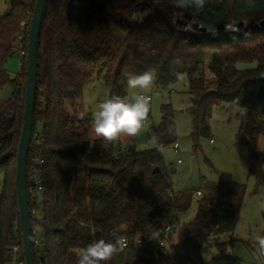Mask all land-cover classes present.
I'll list each match as a JSON object with an SVG mask.
<instances>
[{
  "label": "trees",
  "instance_id": "16d2710c",
  "mask_svg": "<svg viewBox=\"0 0 264 264\" xmlns=\"http://www.w3.org/2000/svg\"><path fill=\"white\" fill-rule=\"evenodd\" d=\"M37 0H10L0 16V86L18 83L17 94L0 104V264L25 260L16 187L17 153L25 113L27 76L11 78L6 60L17 54L16 36ZM220 28L236 20L264 18V0H206L202 9L178 8L175 0H50L43 18L28 188L35 264H76L77 252L98 240L127 238L108 264H205L204 252L224 250L240 220L246 185L201 181L195 216L192 192L175 193L162 150L177 142L175 111L161 106L157 146L115 150L91 137L92 114L80 107L84 89L103 77L111 95L128 97L126 79L146 70L157 87L186 75L191 96L193 147L211 136L213 109L237 111V140L249 152V174L264 189V29L230 38L178 30L174 15ZM29 39V35L26 38ZM256 63L253 67L240 64ZM27 65V58L25 59ZM238 98V105L233 102ZM238 107L246 108L241 115ZM85 112L78 119V112ZM41 157L43 189L31 188L30 159ZM159 171H155V168ZM36 210V212H33ZM167 227H171L166 231ZM176 235L178 237H176ZM176 237V238H175ZM140 238L142 247L136 249ZM172 241L173 252L161 246ZM20 251L15 253L13 247ZM264 264V263H263Z\"/></svg>",
  "mask_w": 264,
  "mask_h": 264
},
{
  "label": "rangeland",
  "instance_id": "374dc122",
  "mask_svg": "<svg viewBox=\"0 0 264 264\" xmlns=\"http://www.w3.org/2000/svg\"><path fill=\"white\" fill-rule=\"evenodd\" d=\"M10 0H0V16L8 11ZM186 17L174 15V26L184 32L214 38L204 34L200 30L193 29V23H188ZM263 26L254 32L257 34L264 29ZM212 28V27H211ZM230 33L218 35L217 38H230ZM256 63L240 64V67H253ZM4 69L15 78L21 73L19 56L14 54L4 63ZM156 77L150 91L145 90V95L152 97L149 111V121L143 124L139 134L133 138H122L115 144L118 152L120 147L136 145L140 149L157 146L155 128L162 118L161 106L171 103L175 111L176 137L179 149L176 151L171 144L162 150L164 161L170 173L172 189L175 193L192 192V203L184 214L183 219L189 220L195 216L200 196L196 190L200 189L203 178L212 181H232L246 185V194L240 213V220L236 226L233 237L223 235L220 241H229L224 250L212 247L204 252L205 264H263L264 257H259L258 240L264 237V189L256 191V181L249 174V152L246 146L241 144L237 138L239 119L237 111L232 115L221 107L213 109L211 118V136L202 138L196 151L193 147L192 118L189 112L191 107V96L188 93V80L182 75L175 84L166 87L155 85ZM14 83L10 82L0 86V104L10 97ZM138 90H129L128 97ZM108 98V88L103 77L95 78L88 83L84 89V98L79 102L80 107L89 113L97 110L100 102ZM91 137L96 135L91 130ZM215 140L212 143L210 140ZM258 149L264 154V135L259 138ZM179 159L181 162H179ZM3 186V175H0V194ZM176 237H178L176 235ZM175 237V238H176Z\"/></svg>",
  "mask_w": 264,
  "mask_h": 264
},
{
  "label": "clouds",
  "instance_id": "9594fccd",
  "mask_svg": "<svg viewBox=\"0 0 264 264\" xmlns=\"http://www.w3.org/2000/svg\"><path fill=\"white\" fill-rule=\"evenodd\" d=\"M206 0H175L178 8L202 9ZM181 74H177V79ZM155 80V73L149 69L139 74L129 75L126 79V87L129 90H138L131 98L119 95H111L100 102L97 110L92 113V130L97 138L106 143H112L122 138L136 137L147 121L152 97L145 95L144 91H150ZM238 105V98L233 102ZM241 115L246 108L238 107ZM78 119H84L86 113L77 114ZM115 242L101 238L95 240L77 252L76 264H108L112 258L123 251L128 244L127 238L116 235ZM259 257H264V237L259 238Z\"/></svg>",
  "mask_w": 264,
  "mask_h": 264
},
{
  "label": "water",
  "instance_id": "95a60500",
  "mask_svg": "<svg viewBox=\"0 0 264 264\" xmlns=\"http://www.w3.org/2000/svg\"><path fill=\"white\" fill-rule=\"evenodd\" d=\"M50 0H37L31 17L26 65V101L22 133L18 145L16 187L22 229L25 264H35L28 188V158L33 138L39 72V46L44 14ZM157 167L155 171H159ZM114 235V240L116 239Z\"/></svg>",
  "mask_w": 264,
  "mask_h": 264
},
{
  "label": "built area",
  "instance_id": "2783aa9c",
  "mask_svg": "<svg viewBox=\"0 0 264 264\" xmlns=\"http://www.w3.org/2000/svg\"><path fill=\"white\" fill-rule=\"evenodd\" d=\"M29 22H30V16H27L22 22L20 30L16 36L15 50L19 56V66L21 68L20 75L23 74V69L26 67L25 59L27 58V53H28V40L26 38L29 35V30H30ZM262 22H264V18L261 20H257V21H249L245 19L236 20L231 23H228L227 25L223 27L215 28V29L207 28L203 22H195L194 24H192L193 25L192 27L195 30H200L204 34H209L212 37H217L218 35H224V33L226 34L230 33L231 35H237L245 31L254 32L256 30H259L263 26ZM18 88H19V84L15 83L10 96L17 94ZM149 119L150 117L148 116L147 121H149ZM213 141L214 140L211 139V142ZM173 147L177 151L179 149V143L175 142ZM43 160L44 159H42L39 156H36L30 159L29 177H30L31 188L38 192L42 191L43 189V177H42L41 169H40V165L43 163ZM179 162H181L180 159H179ZM197 195H201V192L198 191ZM33 212H36V210H34ZM185 213H187V211H179L178 214H179L180 219H183V216ZM170 229L171 227H167L166 231H169ZM135 246H136V249H139L142 247V241L140 238H137ZM161 246H166L167 248H169L170 253L174 251L172 249V241L170 240H164L163 242H161ZM13 250L15 253H18L20 251V247L18 245H15L13 247ZM11 264H25V260L15 257L14 261Z\"/></svg>",
  "mask_w": 264,
  "mask_h": 264
},
{
  "label": "crops",
  "instance_id": "0c3cea01",
  "mask_svg": "<svg viewBox=\"0 0 264 264\" xmlns=\"http://www.w3.org/2000/svg\"><path fill=\"white\" fill-rule=\"evenodd\" d=\"M159 123H160V122H159ZM158 125H159V124H158ZM158 125H157V126H158ZM157 126H156V127H157ZM211 139H213V138H211ZM213 140H214V139H213ZM210 141H211V140H210ZM214 142H215V140H214L212 143H214ZM173 146H174V145H173ZM198 196H200V195H198Z\"/></svg>",
  "mask_w": 264,
  "mask_h": 264
}]
</instances>
